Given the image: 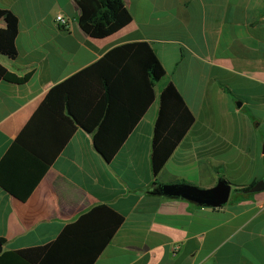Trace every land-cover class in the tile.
<instances>
[{"label":"crops","instance_id":"0c3cea01","mask_svg":"<svg viewBox=\"0 0 264 264\" xmlns=\"http://www.w3.org/2000/svg\"><path fill=\"white\" fill-rule=\"evenodd\" d=\"M122 1L131 22L94 39L80 29L74 0H0L18 28L17 55H0V64L18 78L28 77L25 83L0 81V162L38 109L74 129L24 202L0 188L1 250L47 245L80 215L106 205L123 223L94 264H264V191L235 194L221 208L155 194L169 184L208 189L221 176L238 186L231 185L232 192L264 178V0ZM58 14L68 20L67 30L57 26ZM138 43L155 52L165 75L107 162L92 135L67 115L66 81L112 49ZM169 83L193 123L154 184V127L160 92ZM100 96L98 88L90 92L87 108ZM121 122L110 116L106 137L114 140ZM61 133L42 114L26 144L58 140ZM30 150L18 148L10 158L8 175L17 184L29 183L36 173Z\"/></svg>","mask_w":264,"mask_h":264},{"label":"trees","instance_id":"16d2710c","mask_svg":"<svg viewBox=\"0 0 264 264\" xmlns=\"http://www.w3.org/2000/svg\"><path fill=\"white\" fill-rule=\"evenodd\" d=\"M79 7L80 29L94 39L113 35L131 22V15L122 0H74ZM0 55L15 59L17 50V18L10 11L0 9ZM124 63V64H123ZM164 69L155 52L146 44L119 46L108 52L95 64L81 70L66 81L67 90L63 104L67 115L82 130L92 135L95 150L105 161L120 149L126 133L137 123L154 100V87L164 77ZM28 77L18 78L0 64V81L25 83ZM99 89L101 96L96 106L87 108L90 92ZM42 114L53 118L60 126L61 137L42 140L34 146L26 144V136L36 119ZM118 115L121 129L114 140L109 134L108 118ZM193 123V117L175 86L166 85L159 95V111L154 127L151 152V169L154 184L165 162L183 135ZM115 130V129H112ZM74 129L56 119L43 108L18 136L7 157L0 162V188L20 202H24L54 158L70 139ZM31 149L37 159L36 173L29 183L17 184L10 180V158L18 148ZM7 167V173H6ZM226 183L224 176L220 177ZM255 182L240 189L234 188L229 201L238 193L247 191ZM123 217L106 205L93 207L67 224L58 237L47 245L16 252L1 250L0 264H94L102 250L110 242ZM5 240L0 239V246Z\"/></svg>","mask_w":264,"mask_h":264},{"label":"water","instance_id":"95a60500","mask_svg":"<svg viewBox=\"0 0 264 264\" xmlns=\"http://www.w3.org/2000/svg\"><path fill=\"white\" fill-rule=\"evenodd\" d=\"M231 185L219 179L208 189H200L189 184H169L159 186L156 195L168 198L183 199L195 205L206 208H221L228 203L231 194ZM264 191V178L248 189V194ZM2 247L0 246V252Z\"/></svg>","mask_w":264,"mask_h":264},{"label":"built area","instance_id":"2783aa9c","mask_svg":"<svg viewBox=\"0 0 264 264\" xmlns=\"http://www.w3.org/2000/svg\"><path fill=\"white\" fill-rule=\"evenodd\" d=\"M55 21L57 23V26L62 29V30H67L68 26H69V22L68 20L62 15V14H58L55 17Z\"/></svg>","mask_w":264,"mask_h":264}]
</instances>
